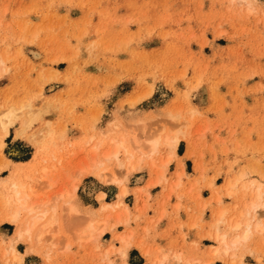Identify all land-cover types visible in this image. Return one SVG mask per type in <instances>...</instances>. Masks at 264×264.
Instances as JSON below:
<instances>
[{
	"label": "rangeland",
	"instance_id": "374dc122",
	"mask_svg": "<svg viewBox=\"0 0 264 264\" xmlns=\"http://www.w3.org/2000/svg\"><path fill=\"white\" fill-rule=\"evenodd\" d=\"M0 66V112L15 110L0 133V264H264V206L238 246L213 235L240 234L229 221L253 224L264 204V0H0ZM157 135L179 142L150 151ZM119 143L122 166L103 158ZM21 181L58 205L39 241L19 237L25 211L3 220ZM72 196L83 212L69 219ZM89 218L104 232L79 237Z\"/></svg>",
	"mask_w": 264,
	"mask_h": 264
},
{
	"label": "bare ground",
	"instance_id": "6f19581e",
	"mask_svg": "<svg viewBox=\"0 0 264 264\" xmlns=\"http://www.w3.org/2000/svg\"><path fill=\"white\" fill-rule=\"evenodd\" d=\"M245 1V0H243ZM252 1V0H251ZM3 65V64H2ZM3 68H4V65H3ZM1 66H0V70L3 69ZM53 73V72H52ZM22 104H20L19 106V109H21ZM14 106V105H13ZM25 104L23 105V108H24ZM29 106V105H28ZM27 106V107H28ZM13 108V109H12ZM16 108V107H15ZM31 108V107H30ZM16 110H18L16 108ZM35 109H32L30 110V113L32 112V114H34L35 112L33 111ZM21 111V110H20ZM25 111H27V109H25ZM15 110H14V107H7V109L3 110V112H0V133L2 135V137H6L8 135L9 132V129L13 123V117L15 116L14 113ZM181 116V115H180ZM19 117V116H18ZM5 119V120H4ZM24 119V117H23ZM35 119V118H34ZM22 120V119H20ZM24 120H22L23 122ZM49 122V121H48ZM47 122V123H48ZM24 131V130H23ZM24 133V132H23ZM109 133V132H108ZM163 133V132H162ZM22 134V133H21ZM180 135V134H179ZM108 136V135H107ZM162 136V135H161ZM161 136L157 135L153 138H151L149 140V147H150V151H154L158 148L159 144L161 141H163L165 144L169 145L172 150L177 146L179 140H178V137L175 136V135H172V136H169V135H165L162 139L160 138ZM8 137V136H7ZM106 137V136H105ZM104 137V139H106ZM32 138V137H31ZM110 138V137H109ZM108 138V139H109ZM117 141V140H116ZM101 142V141H100ZM105 144V143H104ZM107 144V143H106ZM164 145V144H163ZM162 145V146H163ZM125 145H123L122 143H119L117 145L116 148H114V150L112 152H109V151H106L103 153V158L105 159H108L109 157L111 156H114L117 158V152H118V148L119 147H124ZM160 147V146H159ZM139 149V147H138ZM142 149V148H141ZM100 150V148H99ZM103 150V148L101 149ZM111 150V149H110ZM122 150V149H121ZM128 150V149H127ZM140 150V149H139ZM131 151V150H129ZM175 151V150H174ZM133 152V151H132ZM144 152V151H143ZM170 153V152H169ZM37 154V153H36ZM158 154V153H157ZM40 155V154H39ZM38 155V156H39ZM140 155V154H139ZM163 155V154H161ZM126 156V155H125ZM130 157V156H129ZM135 157V156H134ZM133 157V159H134ZM137 157V156H136ZM125 158V157H124ZM123 158V159H124ZM155 159V157H153ZM163 158V157H162ZM165 158V157H164ZM173 158V157H171ZM5 159V158H4ZM158 159V157H157ZM6 160V159H5ZM135 160V159H134ZM172 160V159H171ZM121 160H119L117 158V166H122V162H120ZM124 161V160H123ZM142 161V160H141ZM170 161V160H169ZM8 162V161H7ZM29 160L27 159V161H24V162H21L23 164L26 165V163H28ZM33 162V161H32ZM143 162V161H142ZM148 162V161H147ZM159 162V161H158ZM96 163L99 164V162L97 161ZM131 163V162H130ZM133 163V162H132ZM149 163V162H148ZM7 164V163H6ZM22 164V165H23ZM101 164V162H100ZM110 164V163H109ZM157 164V163H156ZM167 164H168V160L166 159L164 162H162V165L160 166L161 168V171L163 172L164 171V168L167 167ZM18 165V164H17ZM112 165V164H111ZM124 165V164H123ZM150 165V164H149ZM160 165V164H159ZM14 166V165H12ZM11 166V168H12ZM16 166V165H15ZM29 166V165H28ZM31 166V165H30ZM139 166V165H138ZM112 167V166H111ZM182 167V166H181ZM154 169V167H152ZM27 169V168H25ZM95 169V168H94ZM19 170V169H18ZM17 170V171H18ZM21 170V169H20ZM51 170H54V166H51V167H43L41 169V173H40V177L39 179H43L45 177H47L48 174H50ZM131 170V169H130ZM157 170V169H156ZM12 171V170H11ZM158 171V170H157ZM23 172V171H22ZM91 172V169L86 166V167H81L79 169V173H78V176L76 177V181L74 180L72 183H71V186H70V194H74L75 191H76V188L78 186V183L79 181H82L83 177L87 176L89 173ZM97 172V171H96ZM130 172V171H129ZM165 172V171H164ZM94 173V172H93ZM154 173V172H153ZM165 174V173H164ZM98 175L101 177H106L105 178V182L107 181H116L115 178H113L111 175H110V168L109 167H104L100 172H98ZM11 176H12V173H11ZM17 176V174H16ZM15 176V177H16ZM164 176V175H163ZM20 177V176H19ZM17 177V178H19ZM229 177V176H228ZM232 178V177H230ZM4 179V178H3ZM99 179V178H98ZM166 179V178H165ZM227 179V178H226ZM14 180H17V179H14ZM175 180V179H174ZM230 180V179H229ZM3 181V180H2ZM104 181V180H103ZM153 181V180H152ZM180 181V180H179ZM15 182V181H14ZM118 182H121L120 179H118ZM124 182V180H123ZM161 182V181H160ZM226 182V181H225ZM233 182V181H232ZM2 183V182H0ZM4 183V182H3ZM56 183L55 180L53 179H50L48 180V184H47V187H51L53 186L54 184ZM252 183V182H251ZM180 184V182H179ZM233 185V184H232ZM8 186V185H7ZM172 186V185H171ZM225 186V184H224ZM256 186V185H255ZM120 187V186H119ZM218 187V186H217ZM245 187V186H244ZM4 188V187H3ZM13 194H14V204L13 206L11 207L10 211L6 213V217H4V222H16L20 217L19 214L21 211H25L26 212V218H25V221H26V224L24 226V229H19L18 230V234H19V237L22 235V234H26L27 238L29 240H35V241H39L41 240L45 233L46 232H49V230L53 227V225L55 223H57L58 221V217H57V210H56V207L58 205H56L55 202H53L52 204H49V200L47 201H39L38 200V197H39V194L31 187V185L29 183H26V182H20V183H17V184H13ZM229 188V187H228ZM263 188V187H262ZM10 189V188H9ZM214 189V188H213ZM212 189V190H213ZM120 192L118 194V196L120 198H122L126 193H127V187L125 185L122 184V187L121 189H119ZM217 190V189H216ZM241 191V190H240ZM262 191V190H261ZM258 188L257 190V198L260 199L261 197V192ZM239 193V192H238ZM237 193V194H238ZM236 194V193H235ZM10 195V194H9ZM77 195V193H76ZM104 193L101 192L100 195H99V198L100 199H104ZM221 195V194H220ZM11 196V195H10ZM60 196H62L60 194ZM238 196V195H237ZM11 198V197H10ZM64 198V197H63ZM244 198V197H243ZM12 201V199H11ZM61 201V200H60ZM100 201V200H99ZM103 201V200H102ZM253 201V200H252ZM263 201V200H262ZM8 202V201H7ZM243 202V201H242ZM241 202V203H242ZM66 203H67V212H66V217L67 218H71V216H76L77 214L79 213H82L83 212V206L72 196L71 199L67 200L66 199ZM82 203V202H81ZM238 203V202H237ZM118 205L119 204H122V202H118L117 203ZM8 205V204H7ZM12 205V204H11ZM84 205V204H83ZM112 204L109 203V202H106L104 204H102V208L105 209V208H108L110 207ZM117 205V206H118ZM123 205V204H122ZM246 206V205H245ZM252 206V210H253V217L255 218V222L252 224L250 223L249 221H246L243 223H240L237 219V221L235 220L233 222V218L229 221V224L228 226H230L231 229L235 230L237 228H240L241 227V224L242 226H244V229L243 231L240 233V234H234L233 236H230L228 235V233L226 232H222L219 230V228L216 229L215 233L213 234L214 235V238L217 239L222 245H223V249H224V252H227L231 247L235 246L238 242H240L241 240H246L250 233L252 232L253 229L255 230H258V229H261L262 228V220L259 219V217L257 216L258 214V211L264 206V204H262L261 202H252L251 204ZM7 207V206H6ZM10 208V207H9ZM115 208V207H114ZM188 208V207H187ZM239 208V207H238ZM241 208V207H240ZM243 208V207H242ZM245 208V207H244ZM99 209V208H98ZM113 209V208H112ZM124 209L127 210V206L124 205ZM233 209V208H232ZM5 210V209H3ZM2 210V211H3ZM120 210V209H119ZM122 210V209H121ZM95 211V210H94ZM244 211V209H243ZM248 211V209L246 210ZM231 212V211H230ZM91 213L92 211L90 209H88L87 207V210H86V214L90 217L91 216ZM59 214V213H58ZM129 214V213H128ZM224 214V213H223ZM228 214V213H227ZM233 214V213H232ZM231 214V215H232ZM2 215V214H1ZM120 215V214H119ZM216 215V214H215ZM226 215V214H225ZM25 216V215H24ZM228 216V215H227ZM230 216V215H229ZM235 216V215H234ZM244 217V216H243ZM249 217V216H248ZM247 217V218H248ZM1 218V217H0ZM217 218V217H216ZM96 219V217L94 218ZM98 219V218H97ZM105 219V218H104ZM219 219V218H217ZM246 219V218H245ZM250 219V218H249ZM200 220V219H199ZM215 220V219H213ZM261 220V221H260ZM2 221V219H1ZM24 221V222H25ZM203 221V220H202ZM245 221V220H244ZM217 222H220V220H218ZM233 222V223H232ZM263 222H264V219H263ZM22 223V222H21ZM213 223V222H212ZM226 223V222H225ZM15 224V223H14ZM58 224V223H57ZM227 224V223H226ZM22 225V224H21ZM80 235L79 237L82 236L83 233L85 232H95L97 234V236L101 235L105 228H104V224H98V225H92V218H89V221L87 223V225H85L84 227H80ZM215 228V227H214ZM223 229V228H222ZM242 230V229H241ZM208 231V230H207ZM112 232V231H111ZM213 232V231H212ZM234 233V232H233ZM253 233V232H252ZM13 234V233H12ZM127 234V233H126ZM212 234V233H211ZM254 234V233H253ZM257 234V233H256ZM264 234V233H263ZM115 235V234H114ZM23 236V235H22ZM251 236V235H250ZM19 239V238H18ZM114 239V238H113ZM119 239V238H118ZM121 239L123 240L122 243L123 245L117 250L122 256H127L128 254V241L124 238V237H121ZM12 240V239H11ZM24 240V239H23ZM17 241V240H16ZM26 241V240H25ZM99 241V240H98ZM14 243V242H13ZM242 243V242H241ZM80 244V243H79ZM132 244V243H131ZM110 245V244H109ZM135 245V244H134ZM12 246V244L10 245ZM113 246V245H112ZM138 246V245H137ZM140 246V245H139ZM238 246V245H236ZM32 247V246H30ZM108 247V246H107ZM114 248V247H113ZM6 249V248H5ZM12 250V255L14 258H18V251L12 246L11 247ZM27 249V247H26ZM36 249V248H35ZM222 249V248H221ZM7 250V249H6ZM34 250V248H33ZM212 250V249H211ZM210 250V251H211ZM218 250V249H217ZM220 250V249H219ZM232 251V250H231ZM114 252V251H113ZM144 252V251H143ZM219 252V251H218ZM110 253V251H109ZM8 254V253H7ZM230 254V253H229ZM20 255V254H19ZM147 255V254H146ZM228 255V254H227ZM119 256V255H118ZM148 256V255H147ZM158 256V255H157ZM177 257V254L175 255ZM218 256V255H217ZM225 257V256H224ZM20 258V257H19ZM18 258V259H19ZM222 259V258H221ZM150 261V260H149ZM156 261V260H155ZM106 262V261H105ZM158 262V261H157ZM189 262V261H188ZM191 263V261H190ZM199 263V262H198ZM161 264V263H159Z\"/></svg>",
	"mask_w": 264,
	"mask_h": 264
},
{
	"label": "crops",
	"instance_id": "0c3cea01",
	"mask_svg": "<svg viewBox=\"0 0 264 264\" xmlns=\"http://www.w3.org/2000/svg\"><path fill=\"white\" fill-rule=\"evenodd\" d=\"M201 240V239H200ZM205 241L204 239L201 240V242Z\"/></svg>",
	"mask_w": 264,
	"mask_h": 264
}]
</instances>
